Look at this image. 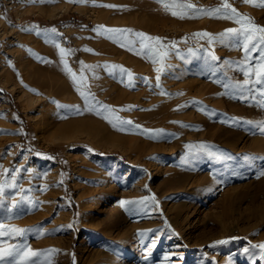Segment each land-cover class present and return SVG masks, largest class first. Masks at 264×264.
Masks as SVG:
<instances>
[{"label": "rangeland", "instance_id": "obj_1", "mask_svg": "<svg viewBox=\"0 0 264 264\" xmlns=\"http://www.w3.org/2000/svg\"><path fill=\"white\" fill-rule=\"evenodd\" d=\"M186 2L222 7V0ZM229 3L237 18L264 27V7ZM237 18L194 11L178 19L157 0H0V173L9 170L11 180L18 169V185L29 190L6 187L0 197V224L25 230L0 236V244L30 246L45 264L49 247L57 249L58 264H99L108 249L128 251L114 255L116 264H264L253 247L264 244V85L245 75L264 58V46H250L245 59ZM103 28L159 37L162 46L154 47L167 55L153 64L147 53L137 54L139 45L121 47ZM229 29L234 33L221 41ZM205 32L213 43L197 35ZM65 65L98 102L91 110ZM105 65L132 77L121 81ZM26 69L59 75L67 91L47 103L28 86ZM165 103L173 106L168 123L160 114ZM120 121L132 124L118 130ZM185 180L186 187L171 186ZM141 200L147 202L121 206ZM115 207L121 224L111 230ZM103 236L113 241L105 245Z\"/></svg>", "mask_w": 264, "mask_h": 264}, {"label": "snow or ice", "instance_id": "obj_2", "mask_svg": "<svg viewBox=\"0 0 264 264\" xmlns=\"http://www.w3.org/2000/svg\"><path fill=\"white\" fill-rule=\"evenodd\" d=\"M34 3L35 0H32ZM43 2V0H42ZM70 3H85V0H68ZM158 3L162 5L164 10L166 12H169L173 17L178 19H186L191 18V14L194 11L203 12L212 18H237L240 16L239 13H237V10L235 8H232L229 0H222V7H217L211 11L205 10V9H196L195 5L191 3H187L186 0H157ZM246 4H253L257 7H264V0H243ZM104 7H114L112 5H101ZM237 23L241 24V29L245 35V41L246 43L243 46V51L245 53V59H247V53L250 51V46L255 47L257 43L264 46V27L256 26L252 19L250 17H244L242 20L237 18ZM24 31H29L28 29H23ZM53 33H55V29L51 30ZM97 31H100V29H97ZM103 32L111 33L110 35H107L106 38L111 40L114 43H118L121 47H127L128 50H133L137 45H139L140 51L137 52L138 55L147 53L151 62L153 64L156 63H163L164 58L166 57L167 53H164V56H161L159 52L156 50L155 46H162V41L159 37H151L145 33H139L134 32L131 29H107L103 28ZM234 30L229 29L226 30V33L223 34L220 37V40L222 41L224 39V36H227L229 34H233ZM37 35H40V32H36ZM130 34L134 36L136 39H131ZM238 34V33H237ZM200 37H207L209 43H213L215 41V37H213L210 33H201L197 34ZM154 42V44H153ZM56 47H60L59 44H56ZM259 50V49H258ZM61 52V60H64L65 56V50L63 48H60ZM213 59H217L213 56ZM84 67L83 65L81 66ZM111 67L115 71L110 72V75H119V78L121 81H124L125 79H130L132 77V74L124 69L122 66L117 65H105V68ZM66 68V74L70 76V78L73 81L74 86L76 87V91L81 96L82 100L85 102V105L89 107V110H91V107L93 105H98V102L95 101L94 96L88 92L82 90L81 85L77 82V78L75 73L72 72L71 68L65 65ZM158 75H157V82H159V73L162 71V69L158 68L156 69ZM245 75L249 77L250 79H254L255 83L258 85H264V58H261L260 62L258 64L252 65L245 70ZM98 78V77H94ZM159 86V83H158ZM86 87V85H85ZM261 95H264V90L261 91ZM103 111H108L110 113H114L115 110L108 108L107 106H99ZM79 111V109H77ZM105 119H108V117H105ZM117 120H119V117H116ZM109 123H112L111 120H109ZM121 128L118 130H123L122 125L123 124H132V121H120ZM115 127V125H113ZM139 127V126H137ZM262 130H264V125H260ZM151 134L156 135L155 132L152 130H148ZM201 148L205 147L204 145L200 146ZM8 172L9 170L3 169V172L0 173L5 177L4 183H0V197H3L5 195V190L7 188H11L14 192L20 193L24 191L21 186L18 185V181L16 179V176L19 174V170L17 169L16 172L12 175L11 180L8 179ZM261 175H264V171L261 172ZM25 197H22L24 199ZM152 202L155 201V197H152ZM146 200L141 201H121V206L126 207L130 205L135 204H144L146 203ZM17 203L13 201L11 204V208H16ZM33 207H38V205H33ZM25 230L19 229V228H5L3 224H0V236H6V237H14L19 234H23ZM41 232L43 233V229H41ZM219 243H225V241H220ZM258 247L261 250V259H264V244L253 246ZM245 253L249 251V249H244ZM40 253L34 251L31 249L30 246H24L21 245H12V244H0V264H45L44 261L40 260Z\"/></svg>", "mask_w": 264, "mask_h": 264}, {"label": "bare ground", "instance_id": "obj_3", "mask_svg": "<svg viewBox=\"0 0 264 264\" xmlns=\"http://www.w3.org/2000/svg\"><path fill=\"white\" fill-rule=\"evenodd\" d=\"M24 76H25V80L26 81H28V86L32 89V90H34V92L38 95V97H39V95H41L40 97H42V96H48L47 97V103L48 102H50V101H52V97L50 96V95H57L59 92L61 93V94H63V93H65L66 91H67V85H66V83H65V81H64V83H63V81L61 80V78L59 77V75H57V74H54V73H50V72H47V73H44V72H41L40 71V73L39 74H37V72L36 71H29V69H26V70H24ZM231 79H233V77H231V76H229ZM229 77H228V79H229ZM235 77V76H234ZM225 78V77H224ZM217 79V78H216ZM235 79V78H234ZM221 80V79H220ZM223 80V79H222ZM234 81V80H233ZM227 82V81H226ZM228 83V82H227ZM235 83V82H234ZM230 84H232V82L230 83ZM228 86V85H227ZM226 86V87H227ZM230 87L231 86H234V85H229ZM236 86V85H235ZM25 87H27V86H25ZM219 88H221V87H219ZM236 88H238L237 86H236ZM27 89H29L28 87H27ZM227 89V88H226ZM231 89H232V87H231ZM231 89H229V87H228V89L227 90H231ZM30 90V89H29ZM214 90H216L215 88H208V90H204V91H207V92H212V93H214L213 91ZM222 90V89H221ZM220 91V90H219ZM223 91V90H222ZM242 91V90H241ZM207 92H205V95H207L206 93ZM226 92V91H225ZM224 92V93H225ZM232 92H234V91H232ZM236 92V91H235ZM234 92V93H235ZM208 93V94H209ZM34 94V93H33ZM199 94H201V95H204L203 94V91L202 92H200ZM231 94V93H230ZM186 95V94H185ZM188 95V94H187ZM204 95V96H205ZM211 95V94H210ZM233 95V94H232ZM236 95V94H235ZM203 96V97H204ZM215 96V95H214ZM213 96V97H214ZM222 96V95H221ZM228 96V95H227ZM32 97H34V95L32 96ZM192 96H190L189 98H191ZM198 97H200V96H198ZM202 97V96H201ZM200 97V98H201ZM212 97V96H211ZM216 97V96H215ZM187 98V97H186ZM199 98V99H200ZM218 98V97H217ZM222 98V97H221ZM35 99V98H34ZM37 99H39V98H37ZM210 99V98H209ZM225 99H226V97H225ZM31 100V99H30ZM36 100V99H35ZM202 100V99H201ZM206 100V99H205ZM212 100V99H211ZM222 100V99H221ZM232 100V99H231ZM234 100V99H233ZM34 101V100H33ZM37 101V100H36ZM45 101V100H44ZM223 101V100H222ZM35 102V101H34ZM40 102V101H39ZM173 102V101H172ZM188 102V101H187ZM203 102H205L204 100H203ZM33 103V102H32ZM42 103V102H41ZM167 103L169 104V102L167 101ZM181 103H183V102H181ZM186 103V102H185ZM208 103V102H207ZM213 103H215L214 101H213ZM225 103V102H224ZM37 104V103H36ZM173 104H174V102H173ZM184 104V103H183ZM187 104V103H186ZM189 104V103H188ZM221 104V103H220ZM165 105H166V103H165ZM170 105H171V103H170ZM175 105V104H174ZM178 105H180V104H178ZM182 105V104H181ZM180 105V106H181ZM190 105V104H189ZM208 105V104H207ZM215 105H216V103H215ZM217 105H219V103L217 104ZM222 105V107H223V104H221ZM221 105H219V106H221ZM230 105V104H229ZM234 105V104H233ZM232 105V106H233ZM177 106V105H176ZM183 107H184V105H182ZM188 106V105H187ZM178 107V106H177ZM197 107V106H196ZM222 107H220V108H222ZM174 108H176V107H174ZM188 108V107H187ZM218 108V107H217ZM223 108H225V107H223ZM173 106L171 107V106H165V107H163V109L161 110V112H160V114H161V116L163 115V114H166L165 116H166V119L164 120L163 119V122L165 123V122H169V118H170V116H172L173 117V115H172V112H173ZM181 109V108H180ZM183 110H184V108H182ZM182 109H181V111H182ZM191 109H194V108H191ZM177 110V109H176ZM190 110V109H189ZM219 110V109H218ZM188 111V110H187ZM178 113V112H177ZM176 113V114H177ZM180 114V113H179ZM204 115V114H203ZM152 116V115H151ZM150 116V117H151ZM165 116H163V117H165ZM154 117V116H153ZM160 117V116H159ZM184 117H187L188 119H190L189 118V116H187V115H185V113H184ZM208 117V116H207ZM194 118V117H193ZM197 118V117H196ZM209 118V117H208ZM147 119H149V118H147ZM151 119V118H150ZM162 119V118H161ZM170 120H172V119H170ZM177 120H179V119H177ZM198 120V119H197ZM200 120H202V118H200ZM198 121V122H200L201 123V121ZM209 120H212V119H210L209 118ZM141 121H143V120H141ZM162 121V120H161ZM192 120H190V122H191ZM145 122V121H144ZM148 122V121H147ZM186 122H187V119H186ZM189 122V121H188ZM142 123V122H141ZM170 123H171V121H170ZM193 123H196V120L193 122ZM199 123V124H200ZM143 124V123H142ZM145 124H146V122H145ZM145 124H143V125H145ZM179 124V123H178ZM198 124V125H199ZM203 124V123H202ZM201 124V125H202ZM165 125V124H164ZM173 125V124H172ZM181 125V124H180ZM207 125V124H206ZM212 125V124H211ZM162 126V125H161ZM171 126V125H170ZM184 126H186V125H184ZM188 126V125H187ZM147 127V126H146ZM171 128V127H170ZM174 128V127H173ZM181 128V127H180ZM194 128V127H193ZM146 129V128H145ZM154 129V128H153ZM175 129V128H174ZM184 129V128H183ZM197 129V128H196ZM166 130V129H165ZM179 130V129H178ZM181 130H182V128H181ZM153 131V130H152ZM164 131V130H163ZM168 131H169V129H168ZM167 131V132H168ZM180 131V130H179ZM193 131V130H192ZM183 132V131H182ZM187 132V131H186ZM211 131H209L208 133H209V136H210V134H212V133H210ZM180 133V132H179ZM178 133V134H179ZM163 134H166L165 133V131H164V133ZM177 134V135H178ZM161 135H162V133H161ZM168 135H170V134H168ZM171 136V135H170ZM178 136H180V135H178ZM160 137H162V136H160ZM166 137V136H165ZM164 137V139H166ZM171 139V138H170ZM185 148V147H184ZM186 152V151H185ZM189 154V153H188ZM195 161V160H194ZM186 163H187V161H186ZM188 163H192V162H188ZM187 165V164H186ZM189 182L188 181H182V182H178L177 183V185H176V183H174V184H171V186H173L174 188H176V187H186V185L188 184ZM210 188V187H209ZM120 207H115V209H114V211H113V213H112V215H111V218H110V222H109V227H110V229L112 230L113 228H115V227H119V225L121 224V217H117V216H119L120 214H121V212H120ZM175 224H176V222H175ZM108 236L110 235V234H107ZM108 236H103L102 237V239L104 240V244L105 245H108V241L109 240H112V238H110V237H108ZM113 241V240H112ZM115 248L116 249H120V247L117 245V244H115ZM47 250H48V253L50 254V257L47 259V264H58L59 263V258H58V256L55 254L56 252H57V249L55 248V247H49V248H46ZM104 250L106 251V247L104 248ZM108 251V254H106V255H104V258L107 260H103L102 262H100L99 264H116V260H117V257H115L114 255H119V253L118 252H121V251H117V250H113V249H108L107 250ZM122 251L124 252H128L126 249H122ZM123 252H121V253H123ZM113 253V254H112ZM100 254H98V256H99ZM91 256H94L92 253H91Z\"/></svg>", "mask_w": 264, "mask_h": 264}]
</instances>
